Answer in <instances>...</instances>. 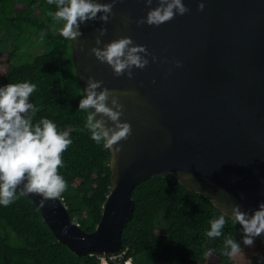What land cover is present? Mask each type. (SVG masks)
<instances>
[{
	"label": "water",
	"instance_id": "95a60500",
	"mask_svg": "<svg viewBox=\"0 0 264 264\" xmlns=\"http://www.w3.org/2000/svg\"><path fill=\"white\" fill-rule=\"evenodd\" d=\"M183 3L188 13L156 27L135 23L146 16L144 0H116L107 23L81 24L82 35L70 40L82 91L91 76L110 90L134 93L120 96V119L132 134L119 142L120 152L110 149L111 185L94 230H84L61 197L41 207L39 195H26L54 236L77 254L121 252L133 189L155 173L174 175L228 216L233 204L251 215L264 201V0ZM101 27L107 32L96 45ZM122 36L152 54L145 68L132 69V78L114 75L90 51Z\"/></svg>",
	"mask_w": 264,
	"mask_h": 264
},
{
	"label": "trees",
	"instance_id": "16d2710c",
	"mask_svg": "<svg viewBox=\"0 0 264 264\" xmlns=\"http://www.w3.org/2000/svg\"><path fill=\"white\" fill-rule=\"evenodd\" d=\"M50 11L56 6L47 0H0V87L35 84L30 102L39 111L33 122L47 118L70 134L72 144L58 169L67 182L60 197L74 220L92 231L110 190L111 152L93 141L85 127L88 113L79 109L84 94L71 42L60 35L62 22L53 20ZM26 45L29 51L21 52ZM16 195L9 206L0 205V264H101L100 256L77 254L60 242L34 202L19 191ZM132 196L122 254L107 256V264H125L127 258L131 264H264V236L245 246L241 226L174 175L152 174L134 187ZM220 215L226 218L222 235L209 238L210 221ZM229 236L241 246L232 257L223 254Z\"/></svg>",
	"mask_w": 264,
	"mask_h": 264
},
{
	"label": "clouds",
	"instance_id": "9594fccd",
	"mask_svg": "<svg viewBox=\"0 0 264 264\" xmlns=\"http://www.w3.org/2000/svg\"><path fill=\"white\" fill-rule=\"evenodd\" d=\"M144 2L148 10L145 17L135 21L137 25L146 23L159 27L174 19L177 14L184 15L190 11L183 0H156L155 7H151L153 0ZM47 3L56 6V11H50L48 15L62 22L60 35L73 41L82 35L81 24L97 19L107 23L114 15L116 0L106 3L98 0H47ZM203 8L204 3L200 2L198 10L202 11ZM97 31L96 45H101V37L107 29L101 27ZM90 51L101 63L109 65L114 75L119 77L126 74L128 78H132L134 67L145 68L149 63L147 57L152 55L146 46L135 44L129 36L113 39L104 43L103 47H92ZM152 60L155 61L156 57L152 56ZM175 64L179 67L180 61ZM102 85V80L91 76L87 78L83 90L85 95L79 101V109L88 113L85 127L91 139L98 145L103 143L105 149L113 151L115 146L114 151L118 153L121 151L119 142L132 134L131 125L120 119L123 115L120 96L134 93H118ZM35 90L36 85L27 81L0 87V205L4 207L15 202L18 198L17 190L20 195H39L41 207L47 201L59 198L67 190V182L58 169L64 167L62 154L72 144V140L67 131H58L56 124L47 118L33 122V117L39 111L30 102ZM230 216L241 226L245 246L252 247L256 237L264 236V201L259 203L251 215L241 211L239 204H233ZM225 224V215L212 219L206 235L209 238L220 237ZM240 251V243L235 239L230 236L224 239L225 256L232 257Z\"/></svg>",
	"mask_w": 264,
	"mask_h": 264
},
{
	"label": "built area",
	"instance_id": "2783aa9c",
	"mask_svg": "<svg viewBox=\"0 0 264 264\" xmlns=\"http://www.w3.org/2000/svg\"><path fill=\"white\" fill-rule=\"evenodd\" d=\"M121 254H122V253L119 252V253L116 254V255H110V257H115V256L120 257ZM100 263H101V264H107V256H100ZM125 264H131V259H130V258L125 259Z\"/></svg>",
	"mask_w": 264,
	"mask_h": 264
},
{
	"label": "rangeland",
	"instance_id": "374dc122",
	"mask_svg": "<svg viewBox=\"0 0 264 264\" xmlns=\"http://www.w3.org/2000/svg\"><path fill=\"white\" fill-rule=\"evenodd\" d=\"M2 36L5 37V34L3 33ZM2 49H3V47H2ZM28 51H29V48H28V46L26 45V46L22 49L21 52H28Z\"/></svg>",
	"mask_w": 264,
	"mask_h": 264
}]
</instances>
